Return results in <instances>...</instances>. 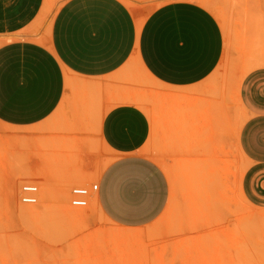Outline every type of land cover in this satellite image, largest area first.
Here are the masks:
<instances>
[{"label":"crops","instance_id":"obj_1","mask_svg":"<svg viewBox=\"0 0 264 264\" xmlns=\"http://www.w3.org/2000/svg\"><path fill=\"white\" fill-rule=\"evenodd\" d=\"M153 2L0 0V195L21 182L56 193L97 183L92 198L111 224L146 227L171 186L144 147L168 135L175 155L241 162L239 192L264 208V62L201 87L227 64L220 23L195 0ZM55 5L49 26L26 35ZM141 74L172 99L157 128ZM184 130L203 140L177 141Z\"/></svg>","mask_w":264,"mask_h":264},{"label":"rangeland","instance_id":"obj_2","mask_svg":"<svg viewBox=\"0 0 264 264\" xmlns=\"http://www.w3.org/2000/svg\"><path fill=\"white\" fill-rule=\"evenodd\" d=\"M123 1L130 7L154 3ZM195 1L216 17L227 42V64L200 85L216 91L256 66L252 59L264 57V0ZM56 8L25 34L33 37L48 27ZM141 79L151 92L142 108L157 128L159 111L170 109L172 99L151 78L141 74ZM164 138L163 144L144 147L159 160L171 186L167 209L154 223L121 229L102 216L92 197L76 208L69 205L70 188L56 193L39 185L38 213L23 218L17 213L24 206L19 190L26 182H21L9 198L0 195V264H264V208L241 196V162L229 155L226 161L175 155L171 137ZM175 138L185 144L203 140L197 130L180 131ZM130 233L135 236L125 235Z\"/></svg>","mask_w":264,"mask_h":264},{"label":"built area","instance_id":"obj_3","mask_svg":"<svg viewBox=\"0 0 264 264\" xmlns=\"http://www.w3.org/2000/svg\"><path fill=\"white\" fill-rule=\"evenodd\" d=\"M97 183L90 185H73L69 189V205L76 208L87 206L89 198L97 191ZM39 187L35 183H23L19 190V202L22 205L34 206L38 202Z\"/></svg>","mask_w":264,"mask_h":264},{"label":"bare ground","instance_id":"obj_4","mask_svg":"<svg viewBox=\"0 0 264 264\" xmlns=\"http://www.w3.org/2000/svg\"><path fill=\"white\" fill-rule=\"evenodd\" d=\"M252 60H254V62H257V63H261V62H264L263 60H264V58H257V59H252ZM46 167V166H45ZM53 167V166H52ZM50 168V167H49ZM44 173V172H43ZM26 176V175H25ZM29 176V175H28ZM29 178V177H28ZM39 178V177H38ZM32 180V179H31ZM43 188V187H42ZM36 206V205H35ZM35 206H31V207H26L25 205L24 206H20V208H18V210H17V213L19 214V215H21V216H23V218L25 217V218H29V217H34V216H36L37 215V213H38V211L36 210V208H34ZM40 211V210H39ZM100 212H101V210H100ZM101 214H102V216H104L103 215V213L101 212ZM64 215H66V216H68L67 214H64ZM76 216L77 215H75V218H76ZM126 236H129V237H133V236H135V235H131V233L128 235V234H125Z\"/></svg>","mask_w":264,"mask_h":264}]
</instances>
